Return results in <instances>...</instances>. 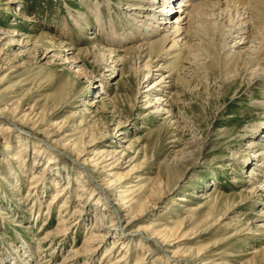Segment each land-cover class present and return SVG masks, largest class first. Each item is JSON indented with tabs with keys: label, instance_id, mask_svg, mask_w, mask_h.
Listing matches in <instances>:
<instances>
[{
	"label": "rangeland",
	"instance_id": "374dc122",
	"mask_svg": "<svg viewBox=\"0 0 264 264\" xmlns=\"http://www.w3.org/2000/svg\"><path fill=\"white\" fill-rule=\"evenodd\" d=\"M162 1L151 2L152 11L161 10ZM132 3L0 0V110L44 115L38 129L12 125V130H5L7 120L0 114V264H62L70 249L93 238L92 224L100 226L98 232L105 237L93 242L95 250L85 264H108L123 253L128 264L141 258L143 264H171L152 241L145 240L142 246V239L129 234L139 227L148 236L172 229L179 237L166 239L171 240L170 248L184 253L199 249V263L198 255H190L196 264H244L253 250L263 247L264 189L256 187L263 185L264 164L251 166L244 160L255 148L264 147V87L246 83L244 69L224 58L212 43L198 51L202 65L194 63L184 73L173 66L172 59L152 57L150 74L137 87L146 68L136 67L148 58L135 59L136 52L122 51L142 41H130L140 33L137 28H141L140 38L149 34L141 17L149 10H140L139 16L130 9ZM93 44L115 52L103 61L106 55L86 51ZM169 70L172 74L163 85L170 87L161 99L168 101L170 113L152 112L153 95L161 96L160 86L153 87L157 91L152 95L144 91ZM235 76L236 83L231 84ZM53 124L60 126L62 143L78 140L98 180L114 181L106 190L111 204H123L117 228L106 216L95 222L96 214L106 212L104 206L87 200L90 188L80 191L83 182L65 148L55 146L61 150L59 162L31 187L32 172L42 167H33L34 161L42 163L47 155L40 154L50 139L42 131L49 125L55 131ZM249 143H256L254 149L252 145L245 148ZM16 153L22 161L13 160ZM68 177L71 191L65 213L60 206L67 198L68 190L62 188ZM55 189L64 193L50 203ZM120 189L125 191L122 197L117 196ZM78 194L83 198H77ZM60 217L70 230L44 239L59 227ZM134 217L122 233V225ZM151 226L154 231H145ZM156 238L162 240V233ZM114 241L112 253L104 255ZM251 263L264 261L252 257Z\"/></svg>",
	"mask_w": 264,
	"mask_h": 264
},
{
	"label": "bare ground",
	"instance_id": "6f19581e",
	"mask_svg": "<svg viewBox=\"0 0 264 264\" xmlns=\"http://www.w3.org/2000/svg\"><path fill=\"white\" fill-rule=\"evenodd\" d=\"M130 1L134 2L130 4L131 6L130 9L136 10L139 16L143 13V12L141 13L140 10H149L147 12H144L145 15H141L142 18H145L143 19L142 22H144L146 26L149 27L147 28V32L149 34L142 35V37L140 38L139 34H142L141 28H137V31L139 30L140 33H138L137 35L136 34L132 35L131 36L132 40L130 39L129 40L133 41L134 39L139 38L142 41L139 42L138 44L133 43L127 46L124 51H122L126 53L128 51L136 52L137 54H136L135 59H139L140 57L148 58L143 63V65H138L136 67L137 69H141V66L146 68V71L142 73V76L137 84V87L138 85H140V83H142L143 80H145L147 74H150V69L152 66V57L160 58V60L172 59L173 64H175L173 66L176 68L177 67L180 68V70H183L182 72L184 73V71L190 68L191 66H193L194 63H199V64L202 63V61L200 62L199 58L197 57V54H198V51L203 48L202 45H205V44L208 45V43L210 44L212 43V45L214 44L218 45V47L221 49V52L224 54V58L230 59L232 62H234L235 65L240 66L244 69V73L247 74V78H248V79L246 78L247 79L246 83L248 84L253 83L251 84L252 86L256 84L261 87H264V0H192V1L164 0L162 1L161 7H160L161 10L158 9L155 12L152 11V9L150 8V5H153L156 2V0H130ZM149 2L150 3L154 2V3L148 4ZM167 2L171 4H175L173 10L170 9L172 8L170 7L171 4L166 5ZM146 4H148L147 7H146ZM163 7L164 9H162ZM159 19H161V21ZM208 22L210 24H208ZM154 23H156V25H154ZM157 23H159V25L161 26H158ZM110 25H111L110 26L111 29H113V33L116 34L115 32L116 30H114L115 27L113 26L114 24L111 21H110ZM160 28L161 30L164 31L163 34L158 33L155 30H153V29L160 30ZM13 34L15 33L13 32ZM155 35L156 36L159 35V37H156L155 39H153L152 37H155ZM117 39L118 41H121L120 40L121 38L117 37ZM106 43L108 44L107 40H106ZM95 44H93L91 47H87L86 51L89 52L90 54L100 53V54L106 55L107 58L105 59V56H104L103 61H108L111 57L110 55L115 52L112 48L104 49V47H98ZM183 63H188L189 65H185ZM169 71H168V74L166 75L161 74L160 78L154 81L151 84V86L144 91L146 93L148 91V95H152L153 92L157 91L153 87L160 86L159 91H160L161 96H159L157 94L158 92H156V94L153 95V99H152V101L154 100V104L150 102L155 107L154 108L155 110H153L152 112L170 113V110L166 107L169 105L168 101L164 103L162 102V99H161L163 97L162 94L166 93L164 89H167L170 87V85H167V84L163 85V83L166 82L164 81L165 80L164 78H168L172 74V71H170V74H169ZM235 79H236V76L234 79H232L231 84L236 83ZM138 92H139V89L137 88L135 93L137 94ZM31 109L33 108L31 107L30 110ZM33 112L34 111L32 110L30 113H25V114L23 113V115H18L19 112L17 113L16 109L9 111V108L7 109L6 107H4L3 109L0 110V114L1 115L3 114V116L5 117L4 119L7 120V123L3 124L4 129L12 130L13 129L12 125H17V127L23 130H25V127L27 126H29L31 129H36V128L38 129L39 124L44 119L43 117L44 115L41 117L40 115L41 113L32 114ZM31 114L32 116L30 117ZM176 123L177 122L175 120L171 121V124L176 125ZM50 126L52 125L47 126L44 129V131H42L48 137H50V139L46 141L45 143L46 147L43 150L40 149V151H42V153L40 154H44V152H46L47 155L45 156L46 158L45 161H43L42 163H40V161L42 160L34 161L35 163L33 167L36 165L40 167L42 166V167L38 169L37 171L35 170L34 172H32L31 179H30L32 181V183L30 182L31 187H35L36 183L42 177V175L48 174L49 170L52 169L51 167L52 166L54 167V165L57 162H59L58 158L60 157L59 154L61 150L60 149L58 150V147L56 148L55 146L58 145L62 149L65 148L71 153L69 154V156L72 159L71 160L72 165L74 167H77L76 170H78L79 177L81 178V181L83 182V184L81 185L82 188L80 189V191L84 193L85 191H88L90 188V192L86 196L87 200H90V199L91 201L97 200L99 203H101L104 206V210L106 212H103L102 216L100 215V213L96 214L95 222L103 220L102 219L103 216H106V218L108 217L111 218L110 219L111 226H114L117 228L120 224V220L122 219L123 212L120 211L121 209L120 206H122L123 204L120 205V204H117L116 202L111 204V200L109 199L110 194H108L106 190L107 187H110V188L113 187L112 185L114 184L113 183L114 181H111L109 179L106 180L105 178L102 180L101 179L98 180L96 175L94 176L92 173V172H95L97 174V170L92 171V172L90 171V169L94 168V165H91L90 164L91 162H89L86 159V157L85 158L83 157L84 150H81L80 147L78 146V140L74 139L72 141L62 143V141L65 140V137L64 135L60 136L59 135L60 131H57L58 129H60V126L56 127L53 124V126L56 128L55 131H52V129H48V127ZM254 128L256 127L253 126L252 129ZM26 131L30 134L32 133L31 131H28V130ZM262 136H264V134H262ZM3 138L5 139V142L8 141L7 136ZM49 140L51 142H49ZM250 145H252V148L254 149L256 143L246 144L245 148H249ZM18 159L22 161V159H20L19 154L15 156L13 155V160H18ZM244 162L250 165L255 164V165L263 166L264 163L262 162H264V147L263 148L258 147L257 149L255 148L251 156H249L246 160H244ZM89 178L92 179L91 183H90V180H88ZM121 178L122 177L118 176L117 179L121 180ZM67 179H68L67 183L64 184L62 188L63 191L68 190V194L66 195L67 198L65 201L66 203L63 202L60 206L61 208H63L65 213L66 211H68L67 202L69 200V197H70L69 193L71 191L69 190L70 177H68ZM53 181H54L53 183L54 186L59 184L58 178L53 179ZM100 181L103 183L100 184ZM261 184L263 185H261L260 187H256V188H259L258 191L264 189V180ZM116 187H118L119 189L121 187H124V185H120V186L116 185ZM117 192H119L118 193L119 195L117 194V196L122 197L123 196L122 194L125 191L120 189ZM63 193L64 192H62L61 190L55 189V191L52 193V198L50 200V203H55L58 199H60ZM77 198L79 199L83 198V194H78ZM116 200L119 202V200L121 199L119 198ZM101 201H103V203ZM256 201L257 199L253 200V202H256ZM84 203L85 202L83 201L80 206H84ZM263 204H264V201H263ZM130 206L131 204L126 206V208L129 209ZM126 208H123L122 210L126 211ZM76 211H78V209H75V212ZM135 218L137 217L127 220L126 223L122 225L120 229L122 233H124L123 231L124 228L127 227L130 224V222H132ZM66 223H67V220L64 217H60L57 223L59 227L54 228L56 231L47 232L43 238L47 239V237H53L52 235L56 233L60 234L61 232H66L67 230H70V228L66 226ZM90 228H91L90 234L91 236H93V238L91 240H89V238H85L80 247L75 248V249L74 248L70 249L69 251L70 253H67V255L62 259V264H73L75 261H77L80 258H83L81 264L86 263L90 254L95 250L93 242L96 239L102 240V238L105 237L104 232H103L104 234L98 232L100 226H96L92 224ZM95 229L97 230L94 231ZM145 231L152 232L154 231V227L151 226L150 228L145 229ZM153 233H156L158 235L162 233L163 239L159 240V238H156V236L158 235L148 236L141 229V227L137 229H132V231L129 232L131 236L136 235L138 238L142 239L141 241H139L141 242L140 244H142V246L144 244L142 242H144L145 240L152 241L154 243V247H156L158 250H160V252L166 255V260L170 262L171 264H181V263L182 264H194L195 257L192 258L190 255H195V256L198 255V259L196 263L200 261L202 256L199 254V249L197 252L194 251L193 253L192 252L190 253V251L185 250V252L189 254L188 255L184 252H179V250H172L170 248V246H172L170 244L171 240H175L176 238L179 237L178 236L175 238L176 233L172 229L164 228V229H161ZM168 237H174V238H170L171 240H166ZM129 242H131L130 239H129ZM115 244H116V241L112 242L111 248H107L104 252V255H108L109 253H112L111 249L115 247ZM251 254H253L252 257L256 258L258 261H264V245L261 249H259V251L256 249L253 250ZM125 256H126V253L116 256L113 259H111L108 262V264H128ZM252 257L244 264H248V262H252ZM142 260L144 259L141 258L139 261H136L134 264H141V263L143 264ZM184 261L186 263H184Z\"/></svg>",
	"mask_w": 264,
	"mask_h": 264
}]
</instances>
